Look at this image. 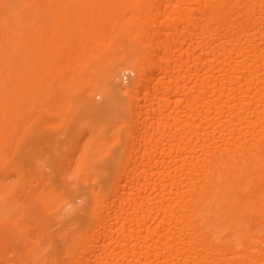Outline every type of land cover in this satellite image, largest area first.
<instances>
[{"label": "bare ground", "instance_id": "bare-ground-1", "mask_svg": "<svg viewBox=\"0 0 264 264\" xmlns=\"http://www.w3.org/2000/svg\"><path fill=\"white\" fill-rule=\"evenodd\" d=\"M97 97L113 130L87 122L40 165L37 131L77 98L97 116ZM16 263L264 264V0H0Z\"/></svg>", "mask_w": 264, "mask_h": 264}, {"label": "rangeland", "instance_id": "rangeland-1", "mask_svg": "<svg viewBox=\"0 0 264 264\" xmlns=\"http://www.w3.org/2000/svg\"><path fill=\"white\" fill-rule=\"evenodd\" d=\"M120 82L122 85H126L128 83V76L126 77L122 75ZM73 102L74 109L72 112L69 114L64 112L60 113L57 118H52L50 122H48L49 129L37 131V134H42L44 141L42 150H38V159L40 160V165L53 166L58 164L61 154L70 150L72 138L75 134V130L78 127L83 128V138L81 141L85 146L92 137L90 129L87 128L89 126H85L87 125V122L93 123L92 125H96L98 128L105 127L111 131L113 130V121L117 117V112L110 110L102 98H95L99 114L93 118L89 117V115L86 113L87 111L81 110V100L77 98ZM72 120L73 124L69 125ZM40 147L41 146H39V148ZM27 223L28 222L24 221L23 225H26Z\"/></svg>", "mask_w": 264, "mask_h": 264}]
</instances>
